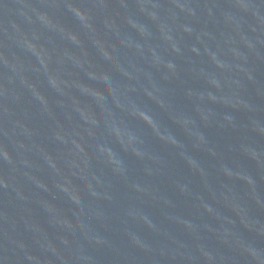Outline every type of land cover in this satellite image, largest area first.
<instances>
[{
	"label": "water",
	"instance_id": "1",
	"mask_svg": "<svg viewBox=\"0 0 264 264\" xmlns=\"http://www.w3.org/2000/svg\"><path fill=\"white\" fill-rule=\"evenodd\" d=\"M0 264H264V0H0Z\"/></svg>",
	"mask_w": 264,
	"mask_h": 264
}]
</instances>
